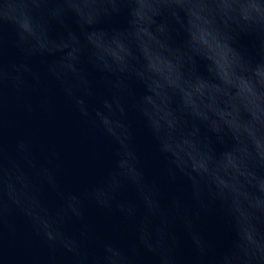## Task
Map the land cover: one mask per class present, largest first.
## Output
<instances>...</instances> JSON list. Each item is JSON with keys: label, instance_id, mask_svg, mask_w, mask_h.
<instances>
[{"label": "clouds", "instance_id": "clouds-1", "mask_svg": "<svg viewBox=\"0 0 264 264\" xmlns=\"http://www.w3.org/2000/svg\"><path fill=\"white\" fill-rule=\"evenodd\" d=\"M37 60L110 143L111 162L84 192L64 191L28 142H16L13 159L0 134V232L21 215L48 250L45 264H142L137 249L175 264L179 222L196 264H264V0H0V115L6 90L39 85ZM130 112L166 162L168 184L184 181L191 211L183 188L162 201ZM40 185L56 195L54 207ZM89 206L135 221L136 247L97 236ZM214 211L230 233L219 251L194 227L196 215Z\"/></svg>", "mask_w": 264, "mask_h": 264}, {"label": "water", "instance_id": "water-1", "mask_svg": "<svg viewBox=\"0 0 264 264\" xmlns=\"http://www.w3.org/2000/svg\"><path fill=\"white\" fill-rule=\"evenodd\" d=\"M122 23L120 18L113 21L116 25ZM12 39L9 31L6 34V58L10 61L17 59V52L11 46ZM240 44L245 48L251 47V42L247 39H242ZM33 70L40 73L39 85L29 81V86L20 95L7 90L5 92L0 115V134L6 155L16 159V142L25 140L30 145L37 166L55 170L62 190L84 192L110 164L112 146L73 108L71 101L47 76L38 60L33 62ZM89 75L102 92L99 74L89 69ZM134 88L137 95L143 91L139 86ZM129 119L133 123L135 146L144 162L146 173L149 179L157 178L160 181L162 201L166 204L172 192L183 188L185 204L191 211L192 205L184 181L177 178L175 186L168 184L162 175L166 162L156 153L150 133L137 114L130 112ZM40 187L49 205L54 207L57 204L56 195L47 186ZM86 220L97 236L113 238L129 250L136 247L135 221L102 214L91 206L86 210ZM194 227L217 251L222 250L229 241L230 233L219 211L196 215ZM172 231L178 242L175 264H196L192 243L183 224L175 223ZM48 255L47 248L31 226L21 215L13 212L0 232V264H45ZM137 255L142 264H157L156 258L142 249H137ZM58 259L61 264H67L62 257Z\"/></svg>", "mask_w": 264, "mask_h": 264}]
</instances>
